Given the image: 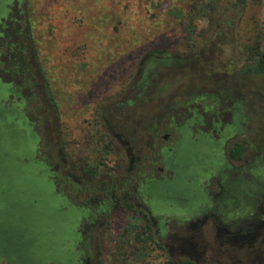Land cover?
<instances>
[{
	"label": "rangeland",
	"instance_id": "obj_1",
	"mask_svg": "<svg viewBox=\"0 0 264 264\" xmlns=\"http://www.w3.org/2000/svg\"><path fill=\"white\" fill-rule=\"evenodd\" d=\"M1 1L0 103L23 112L35 159L80 212L73 244L59 237L68 264H253L255 247L226 239L234 230L220 205L249 190L264 214V77L239 74L246 50L264 47V0ZM190 5L200 16L194 44L178 18ZM233 143L243 145L239 161L229 157ZM176 145H199L186 167L165 159ZM194 176L199 199L188 200ZM167 179L168 200L156 201L148 185ZM126 203L147 216L160 249L113 224ZM245 226L235 225L237 239Z\"/></svg>",
	"mask_w": 264,
	"mask_h": 264
},
{
	"label": "trees",
	"instance_id": "obj_2",
	"mask_svg": "<svg viewBox=\"0 0 264 264\" xmlns=\"http://www.w3.org/2000/svg\"><path fill=\"white\" fill-rule=\"evenodd\" d=\"M212 1L214 3V0ZM240 2L244 3V0ZM195 9L190 5V11L184 9L178 15L183 40L188 44H194L196 23L200 18L198 15L193 16L192 11ZM185 19H188V23H184ZM188 44L186 45L192 48V45ZM246 56V65L239 74L264 77V47H260V42H255L251 48H248ZM140 65L141 63L138 64V69ZM6 94V87L0 89V101L6 99ZM49 100L53 101L51 97ZM9 104L0 103V246L2 247L0 257L5 259L3 248H7L8 244L15 245L17 253L18 251L19 254L23 253L27 248L25 241L32 236H38V244L34 243V248L30 249L32 254H42L41 256L54 260L56 264H68L69 254L72 252H68L59 237L70 239L73 244L77 236L75 231L76 221L79 219L77 215L80 216V212L65 206L64 201L54 191L48 180V176L53 174L42 161L34 157L37 137L34 138L32 133L28 132L29 128L24 125L23 112L15 111L13 105ZM97 137L98 142H105L107 139V135L100 130H98ZM108 148L109 145L106 144L101 152L102 157L108 154ZM242 152V143H233L229 149V157L234 161H239L242 158ZM190 158L193 160V157ZM187 161L190 159H185L182 164L187 165ZM65 207H67L66 210H64ZM133 221H139L141 225L134 226ZM148 223L147 216L128 203L120 207L113 219V224L125 225L124 235L132 233L133 241L141 244L147 251L148 247L153 246L160 249V244L155 243L147 232ZM26 228L28 236L22 239L21 233ZM240 232L242 236L238 239L239 241L249 238L246 226L241 228ZM235 236L236 234L231 235V242H237L234 241L237 238ZM40 241L51 244V246L42 249L43 246L39 245ZM142 242L145 245H142ZM70 248L73 251L72 245ZM12 259L15 260L14 264H19V259L17 261L13 256ZM37 260L39 264H43L44 260L41 257H37ZM183 264L195 263L185 260Z\"/></svg>",
	"mask_w": 264,
	"mask_h": 264
},
{
	"label": "flooded vegetation",
	"instance_id": "obj_3",
	"mask_svg": "<svg viewBox=\"0 0 264 264\" xmlns=\"http://www.w3.org/2000/svg\"><path fill=\"white\" fill-rule=\"evenodd\" d=\"M188 136V134H185V136ZM168 135H164L163 139L166 140ZM197 142L200 145V149H201V145L203 143L202 139L197 140ZM199 145L198 147H195L194 149H190V151H186L184 152V150L181 149V146L176 145L173 148H170L167 150V152H165V159L168 160V162H176V160H180L182 162H185V158H189L188 156H186L185 154H187V152L189 154H191V151H196L197 149H199ZM216 143L212 144L209 146V148H214L216 147ZM180 151V152H179ZM199 157H201V160H198V163L200 161H204L202 156H204L203 154L200 156L198 154ZM190 159V158H189ZM184 167H186L187 165H183ZM159 171H163L162 169H158ZM195 178H197V176L194 177H190L189 179V184L187 186V190H186V198L189 200V198L191 197L192 199L196 200L199 199L197 193L199 192V189H197V185H196V180ZM200 178V176H199ZM168 182L167 180L164 181H158V182H151L148 185V189L147 192H151L152 198L155 200H168V198H166L165 196L163 197L162 192L160 191V188H162L163 185H165V183ZM160 191V193H159ZM256 195L257 193L253 192V191H249L245 193V195L243 196V198H234V197H225L223 200V203L220 205L221 207V211H222V216L224 218V221H226L227 223H232V225H229L228 227L231 228L232 230H234L233 232L231 231H224L225 233V237L226 239L230 240L231 235L235 234V225L236 224H240V223H244L247 227L248 233H249V238L245 239V240H238L237 238L234 239V241H237L236 243H234V245H237L238 248L239 246H241V244H247L249 245V248H256V250L254 251V262L253 264H264V214L263 217H259V215H257L256 213H254V208L256 207ZM156 200V201H157ZM184 202V201H183ZM184 204L187 206L188 204L186 202H184ZM229 207V210H227V208ZM253 207V209H252ZM247 209H249L248 213H245L244 215H242ZM253 210V211H252ZM263 219L262 221H260L261 219ZM260 221V222H259ZM257 222V223H256ZM22 231V229H19ZM30 230V229H29ZM22 236H20L22 239H24V237L27 235L28 236V229L26 228L25 230L22 231ZM38 236H32L30 237L29 240L25 241V245H27V248L24 249V252H26V255H28V264H39V261L37 260V257H41L44 261L43 264L46 263V261L48 260L47 257L45 256H41L37 253L32 254L30 252V249L34 248V243L38 244L37 241ZM28 243V244H27ZM51 245H47L44 246L42 249H47L49 248ZM0 248L2 249V247L0 246ZM4 253H5V264H14L15 260L12 259V256L15 257L18 261L19 259V264H22V262L24 261V257H22V255H24V253L19 254V251L17 253V249L15 247V245H7V248H3ZM28 251V252H27ZM44 257V258H43ZM1 259V257H0Z\"/></svg>",
	"mask_w": 264,
	"mask_h": 264
},
{
	"label": "water",
	"instance_id": "obj_4",
	"mask_svg": "<svg viewBox=\"0 0 264 264\" xmlns=\"http://www.w3.org/2000/svg\"><path fill=\"white\" fill-rule=\"evenodd\" d=\"M25 226V225H24ZM28 244V243H27ZM39 245L40 246H47V245H51V244H46V243H44V242H42V241H40L39 242ZM28 252V251H27ZM24 253V255H22V257H24V261L22 262V264H28V255H26V252H23Z\"/></svg>",
	"mask_w": 264,
	"mask_h": 264
}]
</instances>
